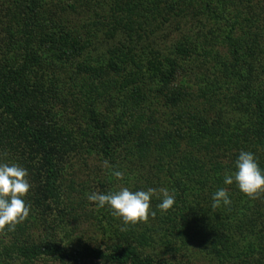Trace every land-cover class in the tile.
Wrapping results in <instances>:
<instances>
[{"label": "trees", "instance_id": "16d2710c", "mask_svg": "<svg viewBox=\"0 0 264 264\" xmlns=\"http://www.w3.org/2000/svg\"><path fill=\"white\" fill-rule=\"evenodd\" d=\"M241 150L264 169V0H0V163L31 184L0 264H264V193L223 183ZM124 187L176 203L124 225L87 198Z\"/></svg>", "mask_w": 264, "mask_h": 264}, {"label": "clouds", "instance_id": "9594fccd", "mask_svg": "<svg viewBox=\"0 0 264 264\" xmlns=\"http://www.w3.org/2000/svg\"><path fill=\"white\" fill-rule=\"evenodd\" d=\"M113 174L116 179L123 180L121 171H114ZM28 175V170L18 164L0 163V230H14L16 225L28 219L31 211L26 202L31 189ZM223 183L235 184L250 199L264 193V169L260 167L255 153L241 150L233 170L224 174ZM87 198L97 209L108 208L112 216L124 225L147 222L150 216L155 217L156 211L151 207L153 198L160 201L156 208L161 213H167L176 203L175 193L167 188L133 190L124 187L106 194L94 192ZM211 199L213 209L232 203L225 188L217 189Z\"/></svg>", "mask_w": 264, "mask_h": 264}, {"label": "rangeland", "instance_id": "374dc122", "mask_svg": "<svg viewBox=\"0 0 264 264\" xmlns=\"http://www.w3.org/2000/svg\"><path fill=\"white\" fill-rule=\"evenodd\" d=\"M181 25H182V28L184 30L189 29L190 31H192V33L191 32L188 33L192 40H195L198 37L201 39L200 36L210 35L217 30V29H215L216 26L213 23H210L207 19H203V21L201 19V24H199L196 22V19L194 17H192L190 20H188V22H182ZM176 36H179V34L176 33Z\"/></svg>", "mask_w": 264, "mask_h": 264}]
</instances>
